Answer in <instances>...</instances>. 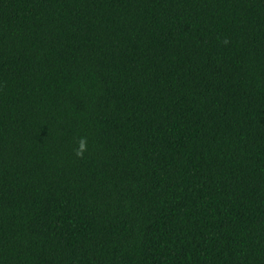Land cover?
I'll use <instances>...</instances> for the list:
<instances>
[{"label":"trees","instance_id":"1","mask_svg":"<svg viewBox=\"0 0 264 264\" xmlns=\"http://www.w3.org/2000/svg\"><path fill=\"white\" fill-rule=\"evenodd\" d=\"M0 264H264V0H0Z\"/></svg>","mask_w":264,"mask_h":264},{"label":"clouds","instance_id":"2","mask_svg":"<svg viewBox=\"0 0 264 264\" xmlns=\"http://www.w3.org/2000/svg\"><path fill=\"white\" fill-rule=\"evenodd\" d=\"M81 147H83V145H81Z\"/></svg>","mask_w":264,"mask_h":264}]
</instances>
